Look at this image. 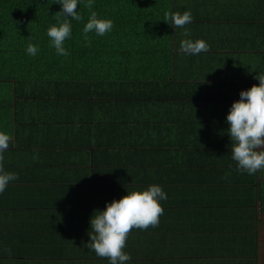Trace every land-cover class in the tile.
Here are the masks:
<instances>
[{"label": "crops", "instance_id": "obj_1", "mask_svg": "<svg viewBox=\"0 0 264 264\" xmlns=\"http://www.w3.org/2000/svg\"><path fill=\"white\" fill-rule=\"evenodd\" d=\"M177 3L190 35L174 26L167 54L108 97L64 86L16 101L0 85L2 165L18 175L0 194V264H109L85 247L94 210L151 185L164 213L131 230L125 264H264V169L236 170L226 122L264 73V0ZM183 39L210 51L183 54Z\"/></svg>", "mask_w": 264, "mask_h": 264}, {"label": "trees", "instance_id": "obj_2", "mask_svg": "<svg viewBox=\"0 0 264 264\" xmlns=\"http://www.w3.org/2000/svg\"><path fill=\"white\" fill-rule=\"evenodd\" d=\"M178 1L94 0L92 10L114 27L104 36L89 33V45L83 28L90 12L86 0H78L82 19L71 21V37L64 42L70 55L59 56L47 35L51 25L63 22L53 17L61 10L56 0H0V85L12 90L16 101L41 99L64 86H91L106 96L109 89L124 87L132 69L150 70L155 55L167 54L174 25L164 22V13H181ZM29 43L38 45L36 56L26 53Z\"/></svg>", "mask_w": 264, "mask_h": 264}, {"label": "clouds", "instance_id": "obj_3", "mask_svg": "<svg viewBox=\"0 0 264 264\" xmlns=\"http://www.w3.org/2000/svg\"><path fill=\"white\" fill-rule=\"evenodd\" d=\"M61 5V10L53 17L62 18L63 22L51 25L47 30L50 45L59 56H68L64 42L71 37V21H79L82 17L77 11L78 0H56ZM94 0H86L84 7L89 9L90 16L83 28V37L87 44L91 40L89 33L104 36L114 27L111 19H100L98 13L93 11ZM171 20L175 27L185 28L193 21L191 11L164 13V22ZM185 37L190 32L185 28L182 33ZM30 38V37H29ZM210 51V45L204 40L183 39L180 42V52L186 55H198ZM39 52L38 45L29 43L26 53L36 56ZM259 81V86L253 85L247 91L240 92V99L234 102L226 117L228 124L227 135L231 141V155L236 162V170L248 175H254L264 169V151H257L264 147V73L254 77ZM12 138L0 132V194L8 184L18 175L5 171L2 165L3 152L8 149ZM167 199V194L158 185H151L144 191H131L119 201L107 203L105 210H94L90 218L88 231L89 242L85 245L94 251L98 257L108 258L109 264H125L131 260L130 254L123 251L126 240L133 228L142 230L159 225L164 208L159 201Z\"/></svg>", "mask_w": 264, "mask_h": 264}]
</instances>
